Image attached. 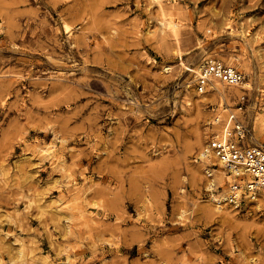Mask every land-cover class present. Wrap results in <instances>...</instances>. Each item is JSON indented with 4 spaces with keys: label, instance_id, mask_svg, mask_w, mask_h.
<instances>
[{
    "label": "rangeland",
    "instance_id": "374dc122",
    "mask_svg": "<svg viewBox=\"0 0 264 264\" xmlns=\"http://www.w3.org/2000/svg\"><path fill=\"white\" fill-rule=\"evenodd\" d=\"M163 4L181 50L153 0H0V264H264V194L213 211L198 156L217 108L260 130L264 0ZM208 56L249 74L241 110L192 92Z\"/></svg>",
    "mask_w": 264,
    "mask_h": 264
},
{
    "label": "built area",
    "instance_id": "2783aa9c",
    "mask_svg": "<svg viewBox=\"0 0 264 264\" xmlns=\"http://www.w3.org/2000/svg\"><path fill=\"white\" fill-rule=\"evenodd\" d=\"M242 78V72L234 66L220 59L208 57L198 67L195 87L202 93L208 89L214 79L229 85H238ZM246 95L244 91L236 95L237 109L243 108ZM212 118L208 123L210 131L203 150L221 159L228 174L235 178L229 185L228 197L232 200L239 198V183L236 179L244 176L247 177L248 189L257 191L264 185V145L246 144L247 129L240 119H235L232 125L221 128L218 127L223 122L220 115L215 112Z\"/></svg>",
    "mask_w": 264,
    "mask_h": 264
},
{
    "label": "bare ground",
    "instance_id": "6f19581e",
    "mask_svg": "<svg viewBox=\"0 0 264 264\" xmlns=\"http://www.w3.org/2000/svg\"><path fill=\"white\" fill-rule=\"evenodd\" d=\"M154 1V3L156 4V7H157V12L159 13V15H160V23H161V26H162V28H164V29H166L167 30V32L172 36V38L174 39V42H175V46H176V49H178V50H181V44H180V36H179V31H178V27H179V22H177V20L175 19V17H174V13H172V12H168V16H166V13H167V6H165L164 4H163V0H153ZM67 28V29H66ZM65 29L69 32V34H72L73 33V31H71V28H68V27H66ZM180 32H181V30H180ZM180 35H182V34H180ZM183 37V36H182ZM185 41V40H184ZM203 50H205V49H203ZM214 55V54H213ZM208 57H211V56H208ZM208 57H205L204 59H206V58H208ZM244 58V57H243ZM203 59V60H204ZM202 60V61H203ZM201 61V62H202ZM231 61V60H230ZM244 62H246L245 60H244ZM230 63V62H229ZM239 63V62H238ZM234 64H236V63H234ZM242 64H243V62H242ZM246 64V63H245ZM244 65V64H243ZM162 66V65H161ZM236 66V65H235ZM162 69L164 70V71H169L170 69H171V66L170 65H164L163 67H162ZM248 69H249V67H248ZM245 70V69H244ZM198 71V70H197ZM246 71H248L247 70V67H246ZM246 75H245V77H243L242 78V80L240 81V83L238 84V85H229V84H227V83H224V82H222V81H220V80H218V79H214L211 83H210V86L208 87V95H211L212 97H216V96H220L221 98H223V100H224V98H230L231 96H235L236 97V95H238V94H241L242 92H243V90L244 89H251L252 88V84H251V80H250V78H249V74L248 73H245ZM264 76V75H263ZM195 79L196 78H193L191 81H190V86H191V88H192V92L197 96V97H204V95L203 94H201L200 92H198L197 91V89L196 88H193V82H195ZM255 81V80H254ZM259 82V81H258ZM257 86V85H256ZM210 98V97H209ZM217 98V97H216ZM219 98V97H218ZM198 100H200V99H198ZM222 104V103H221ZM220 104V105H221ZM223 105V104H222ZM250 106V105H249ZM218 109V111L216 112L217 114H219L220 115V117H221V119L223 120V122H222V125L220 124L218 127H220L221 126V128L222 127H227V126H229L232 122L231 121H233L234 122V118H236L235 116H234V114L233 113H231V112H229V108H224V107H221V108H217ZM213 110V109H212ZM215 110V109H214ZM256 110V108L255 107H253L252 108V110L251 111H248V119L249 120H251L252 122H253V119L254 120H256V123L257 122H259V126H260V130L259 131H256V133H255V141L254 140H248L247 141V143L246 144H249V145H255V146H263L264 145V116H262V117H260V119H258L259 117H256V118H254V115L256 114V113H254V111ZM215 115V114H214ZM256 116V115H255ZM241 119H245L246 118V116L244 115V113H241V116H239ZM212 119L213 118H210V120L208 121V123H210L211 121H212ZM229 122H231L230 124H229ZM255 122V121H254ZM261 123V124H260ZM255 127H256V125H255ZM218 129V128H217ZM252 129H254V128H252ZM255 130V129H254ZM249 135V134H248ZM201 136H199V138H200ZM197 138V137H196ZM198 140V139H197ZM201 140V139H200ZM202 143V142H201ZM198 146H199V144H198ZM200 148H199V150H198V156H199V158H201V160H203V162H206V164L207 163H213V164H217L218 165V167H215V168H213L215 171H216V174H213V175H215V177L214 176H212V177H214L215 178V180H217V182H218V184L221 186V190H220V192H218L219 193V195L217 196V197H215L214 195L212 196V198H214V200H216V206H215V209H213V208H211L213 211L215 210V211H220V210H223L222 208L223 207H225V206H223L222 204H221V202L220 203H217L219 200H220V198H224L225 199V197H228V193H229V187H227V183H232V181L233 180H235V178L232 176V175H230V174H228V172H227V170L225 169V167H224V163L222 162V160L221 159H219V158H217L216 156H214V155H212V154H207V153H205L204 152V150H203V148H204V146H205V144L203 143V144H200ZM50 150H48V152H49ZM53 156H54V154L53 153H51ZM49 155V154H48ZM49 157V156H48ZM53 158V157H52ZM59 163H61V162H59ZM56 164V163H55ZM209 165V164H208ZM55 166V165H54ZM59 166V165H58ZM63 166V165H62ZM204 166V165H203ZM64 168V167H63ZM56 169V168H55ZM57 169H58V167H57ZM62 169V168H61ZM60 169V170H61ZM213 170V171H214ZM55 171V170H54ZM62 171H60V173H61ZM208 173H209V175H211L212 173L211 172H209V170H208ZM67 175V174H66ZM70 175V174H69ZM205 175V174H204ZM206 177H207V175H205ZM70 177V176H69ZM75 179V178H74ZM67 180H68V178H67ZM206 180H207V178H206ZM215 182L214 181V179L212 178L211 180H209V182H207L208 184H209V187H213V185H214V183L213 182ZM236 181L239 183V189H238V192L240 193V194H242V193H246L248 196H253V193H257V191H251V190H249L248 189V186H247V177L246 176H244V177H242L241 179H239V178H237L236 179ZM207 184V185H208ZM61 186H63V185H61ZM215 187V189H217L218 188V186H216V185H214ZM68 189H69V187H68ZM208 189V188H207ZM213 189V188H212ZM61 190V189H60ZM65 190H67V189H65ZM258 190H260V193H262V194H264V185H262V186H260V188L258 189ZM69 191V190H68ZM67 191V192H68ZM72 191V190H71ZM48 192V191H47ZM61 192V191H60ZM45 194V193H44ZM63 194H65V193H63ZM57 195V194H56ZM69 195V194H68ZM73 195H74V193H73ZM212 195V194H211ZM44 196V195H43ZM58 196V195H57ZM56 196V197H57ZM72 196V195H71ZM75 196V195H74ZM41 197H42V195H41ZM55 197V196H54ZM73 197V196H72ZM83 197V196H82ZM255 197L256 196H253V198L252 199H255ZM43 198V197H42ZM58 198H59V196H58ZM61 198V197H60ZM65 198H66V196H65ZM210 198V197H209ZM216 198V199H215ZM51 199V198H50ZM54 199V198H53ZM57 199V198H56ZM56 199H54L55 201H56ZM64 199V198H63ZM72 199V198H71ZM78 199H79V197H78ZM49 200V199H48ZM47 200V201H48ZM213 200V201H214ZM223 200V199H222ZM51 201V200H50ZM65 201H67L68 202V200H65ZM71 201V200H70ZM75 201V200H74ZM32 202V201H31ZM40 202H42V200L40 201ZM46 202V201H45ZM53 202V201H52ZM52 202L50 203V204H52ZM76 202V201H75ZM43 203H44V201H43ZM60 203V202H59ZM66 203V202H65ZM64 203V204H65ZM225 203V202H224ZM70 204H71V202H70ZM39 205H41V204H39ZM39 205H38V207H39ZM47 205H49V203L47 204ZM54 205V204H53ZM57 205V204H56ZM56 205H55V207H56ZM74 205V204H73ZM50 206V205H49ZM63 206V205H62ZM67 206V205H66ZM78 206V205H77ZM76 207V206H75ZM211 207V206H210ZM48 208V207H47ZM58 208H62L61 207V204H60V207L58 206ZM74 208V207H73ZM80 208V207H79ZM82 208V207H81ZM39 209V208H38ZM65 208H63V210H64ZM78 209V208H77ZM55 210V209H54ZM58 209H56V211H57ZM67 210V209H66ZM66 210H65V212H66ZM69 210H72V209H69ZM68 210V211H69ZM75 210V209H74ZM86 210V209H85ZM84 210V211H85ZM88 210V209H87ZM39 211H41V210H39ZM62 211V210H61ZM60 211V212H61ZM83 210H82V212H84ZM42 212V211H41ZM63 212V211H62ZM78 212V211H77ZM91 212V211H90ZM80 213V212H79ZM88 213V212H87ZM54 214V213H53ZM58 215V214H57ZM71 215V214H70ZM54 216H56V215H54ZM73 217V216H72ZM71 217V218H72ZM78 217V216H77ZM82 217H84V216H81V218ZM89 217V216H88ZM79 218H80V216H79ZM80 218V219H81ZM84 218H86V216L84 217ZM84 218H82V219H84ZM93 218H94V216H93ZM89 218H86V221L88 220ZM84 221H85V219H84ZM88 222V221H87ZM21 246V245H20ZM25 246V245H24ZM21 249H22V246H21Z\"/></svg>",
    "mask_w": 264,
    "mask_h": 264
}]
</instances>
